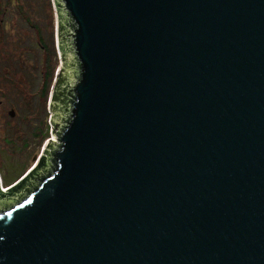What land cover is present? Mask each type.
<instances>
[{"label": "water", "instance_id": "obj_1", "mask_svg": "<svg viewBox=\"0 0 264 264\" xmlns=\"http://www.w3.org/2000/svg\"><path fill=\"white\" fill-rule=\"evenodd\" d=\"M53 4L52 132L0 180V264H264V0Z\"/></svg>", "mask_w": 264, "mask_h": 264}, {"label": "trees", "instance_id": "obj_2", "mask_svg": "<svg viewBox=\"0 0 264 264\" xmlns=\"http://www.w3.org/2000/svg\"><path fill=\"white\" fill-rule=\"evenodd\" d=\"M40 4L41 0H0V87L3 88L5 87L3 85H7L9 88L20 84V74L27 68L28 56L31 54L39 56L38 63L39 66L41 65L43 77L40 92L41 94L45 93L43 97L45 111L47 96L54 82L57 64L56 62L53 63V60L56 61L57 49L53 1H45L47 7H51V23L49 25L46 18L40 17V15L36 17L39 10H36L35 7L39 8ZM46 116L44 120L40 121L42 125H40V128L36 125V117H30L34 123L29 122L22 126L18 124L11 126L10 121L12 119L8 120V123H6L8 133L6 132L4 138L6 145L12 146L13 149L19 147L23 151H27L31 148L32 140H34L33 142L38 140L39 147L49 136ZM44 123L47 131L45 125H43ZM38 147L33 148L31 155L35 152L34 149L38 151ZM31 163L24 165L20 176L12 182H6V186L19 179Z\"/></svg>", "mask_w": 264, "mask_h": 264}, {"label": "rangeland", "instance_id": "obj_3", "mask_svg": "<svg viewBox=\"0 0 264 264\" xmlns=\"http://www.w3.org/2000/svg\"><path fill=\"white\" fill-rule=\"evenodd\" d=\"M45 1L46 0H41V4L39 8L35 7L36 10L37 9L39 10V13H37L36 17H39L38 15H40V17L46 18V22L49 25L51 23V7H47ZM53 15H54V10H53ZM54 23H55V16H54ZM56 49H57V58L56 61L53 60V63L56 62L58 66L59 47L57 43H56ZM38 62H39V56L30 55L26 65L27 68H25L23 72L20 74V79H21L19 80L20 84L9 88L7 85H3L5 86L3 88L0 87V100H2V103L0 104V170H1L0 177H1L2 186L3 185L6 186V182H12L13 180H15L20 176L23 166L26 164H30L31 162L34 161L33 154L34 156L38 154L42 145L41 144L38 147V140H36V142H33L34 140H32L31 148L28 149L27 151H23L19 147L13 149L12 146L10 147L6 145L4 138L6 132L8 133L7 125H6V123H8V120L12 119L10 121L11 126L17 124L22 126L29 122L30 123L33 122V119H31L30 117L32 118L36 117L37 118L36 125L40 128L42 126L40 124V121L42 119L44 120L47 109L46 121L49 126L48 127L49 134L52 132L48 98H47V108L45 105V111H44L43 97L45 96V93L43 92V94H41L40 92V86L42 85L43 77L40 68L41 65L39 66ZM47 97H49V95ZM12 108L16 110V115L14 117H11L8 113L9 110ZM43 125H45V123ZM45 129L47 131L46 125H45ZM37 147H38V151L34 149L35 152L34 153L32 152L33 154L31 155V151L33 150V148H37ZM16 181H14L13 183H15Z\"/></svg>", "mask_w": 264, "mask_h": 264}, {"label": "flooded vegetation", "instance_id": "obj_4", "mask_svg": "<svg viewBox=\"0 0 264 264\" xmlns=\"http://www.w3.org/2000/svg\"><path fill=\"white\" fill-rule=\"evenodd\" d=\"M31 55H33V56H35V54H31ZM28 57H30V56H28ZM2 103V100H0V104ZM43 120V119H42ZM36 142V141H35ZM37 156H38V154H36ZM33 157H34V155H33Z\"/></svg>", "mask_w": 264, "mask_h": 264}, {"label": "bare ground", "instance_id": "obj_5", "mask_svg": "<svg viewBox=\"0 0 264 264\" xmlns=\"http://www.w3.org/2000/svg\"><path fill=\"white\" fill-rule=\"evenodd\" d=\"M0 178H1V177H0ZM0 180H1V179H0ZM2 188H7V187L3 185Z\"/></svg>", "mask_w": 264, "mask_h": 264}]
</instances>
